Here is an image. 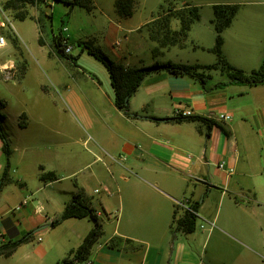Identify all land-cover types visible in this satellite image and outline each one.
Returning <instances> with one entry per match:
<instances>
[{
    "label": "crops",
    "instance_id": "1",
    "mask_svg": "<svg viewBox=\"0 0 264 264\" xmlns=\"http://www.w3.org/2000/svg\"><path fill=\"white\" fill-rule=\"evenodd\" d=\"M91 1L105 19L103 31L100 37H77V43L132 68L147 60V67L214 65L213 7L236 5L222 32V56L245 73L264 70V0L251 6L207 0L205 17L200 3L172 0L175 9L196 8L199 18L186 35L176 34L180 22L169 18L170 36L185 38L161 48L159 57L172 52L164 62L152 52L159 47L158 20L167 0H158L159 11L149 17L137 15L138 7L154 9V2L133 0L128 18L117 14L116 0H103V6ZM54 2L28 10L36 22L37 50L11 31L0 50V114L10 150L0 189V245L33 231L10 256H0V264H56L75 251L93 222L68 218L49 225L78 191L90 200L102 234L88 259L76 264H264V85L229 83L220 68L205 71L203 83L152 72L129 98L135 116H127L114 104L105 67L86 50L67 57L56 51L43 8L52 9ZM66 32L64 26L59 34L70 44ZM189 51L190 60L184 56ZM220 113L230 120H221ZM191 117L211 124L208 135L207 123ZM219 163L233 172L227 175ZM5 165L0 140V177ZM48 174L55 179L41 180ZM181 204H198L190 234L173 224Z\"/></svg>",
    "mask_w": 264,
    "mask_h": 264
},
{
    "label": "trees",
    "instance_id": "2",
    "mask_svg": "<svg viewBox=\"0 0 264 264\" xmlns=\"http://www.w3.org/2000/svg\"><path fill=\"white\" fill-rule=\"evenodd\" d=\"M57 2H62L72 7L83 8L87 12H91L93 9V4L91 0H54ZM167 2V1H166ZM45 0H6L4 2V8L6 10L12 11L13 18L16 20H25L31 18L29 16L28 10L32 7L44 4ZM188 6V5H186ZM115 8L117 14L122 18H128L132 15L134 8L133 0H116ZM185 11H177L178 9H172L168 7V16L176 18L180 22V30L176 34L186 35V32L189 29L190 24L199 18L196 8L184 7ZM214 10V20L211 21L213 24L216 38L215 44L211 49V52L216 56V63L214 65H189V64H176L172 62L164 63H155L149 67H140L132 68L123 66L121 64H116L110 60L99 48L94 47L90 44L83 43L84 48L87 53L93 56L97 61L101 62L106 68L111 87L114 93V104L117 109L122 110L127 116H135L129 112V98L137 90L141 82L146 76L152 72H157L164 70L173 75H185L197 79L199 82H204L208 75H205V71H210L216 68H220L222 71H225L229 77V83L234 84H247V85H264V70H253L250 73H245L240 69H237L226 62L221 53L222 45V32L229 26L233 16L237 12V6H228V5H216L213 7ZM38 31H39V43H42L40 33L43 31V26L41 21L38 20ZM53 45L56 51L61 56H66L64 49L67 46L68 42L66 39L58 34L52 38ZM222 85V84H219ZM192 121H205L200 117H191L188 118ZM4 116L0 114V140L2 141V151L6 158V165L3 169V172L0 177V189L3 185L7 169H8V156L10 153L9 145L6 139L5 131L3 128ZM207 128L209 133L211 124L208 121ZM55 179L54 174H48L41 177V180H52ZM196 205L193 204L190 209L183 210L179 217L173 218V224L175 230H179L185 234H190L195 229V220H196ZM68 218H88L93 222V227L89 230L85 238L83 239L80 246L72 251L66 258L56 264H76L84 262L88 259L91 247L96 242V240L101 236V224L97 214L95 213L90 200L84 196L81 191L73 194L71 200L65 205L63 212L59 217L52 220L50 225L51 227L56 226L62 220ZM33 231L26 233L19 239L9 241L7 243L0 245V256L8 257L10 256L17 246L21 243L32 238Z\"/></svg>",
    "mask_w": 264,
    "mask_h": 264
},
{
    "label": "rangeland",
    "instance_id": "3",
    "mask_svg": "<svg viewBox=\"0 0 264 264\" xmlns=\"http://www.w3.org/2000/svg\"><path fill=\"white\" fill-rule=\"evenodd\" d=\"M6 0H0L3 15H6L10 18L12 22V29H10L11 33L15 36V38L18 39L19 42H21V38L24 42H26V45L28 46V49H30L32 52L38 49V44L36 41V22L31 20V18H27L25 20H16L13 18V12L10 10H6L4 8V2ZM101 4V6L104 5L103 0H96ZM158 0H151V4L154 9L146 8L143 9L142 6L138 7L137 15L142 16H150L151 14L156 15V13L159 11L158 4H156ZM195 2L200 3L202 15L205 17V14L211 9L210 6L207 4V0H194ZM242 2H247L246 5H257L256 2L258 0H240ZM94 2V0H93ZM254 3V4H253ZM52 4V9H47L45 6L43 8L45 9L46 14V21H49L51 19V22H47L45 25V32L48 35V37H51L52 35L57 36L60 32V29H62L64 26L68 29V32L63 33L65 37L70 36L71 40L70 45L72 46L71 54H78L81 50H86L83 46V43L78 44L77 43V37H100L101 32L103 31L102 27L105 24V19L101 15L100 10L96 7V9L93 7L91 12L85 11L83 8L76 7L71 12H69L70 7L62 2H54ZM95 4V3H94ZM156 4V5H155ZM168 7L174 8V4L172 0H167L165 4V8L161 10L160 14L162 17L158 20V30L156 32L157 35V42L159 47L153 50V54H155L156 57H159L162 55L161 48L165 47L168 44H176L178 42H183L185 37H171L173 32L168 27V20L171 16H168ZM185 11L184 7L179 8L177 11ZM50 13L52 14V17H50ZM43 19V20H44ZM10 28V27H9ZM135 33V32H134ZM171 35V36H170ZM22 51L27 54V49L22 47L20 45ZM74 47V48H73ZM87 52V51H86ZM88 54V53H87ZM200 55H207L204 52H199ZM193 53L191 51L184 52V56L187 57L189 60L192 57ZM91 56V55H90ZM144 56H148L147 53H144ZM172 52L166 54L164 57L157 58L158 61L164 62L167 61L169 58H171ZM94 60H96L93 56H91ZM97 61V60H96ZM98 64L101 67H104L103 64L99 61H97ZM150 61L147 60L146 63H143L142 67H147L150 63ZM156 62H153L155 64ZM158 63V62H157ZM124 66V65H123ZM128 67V66H127ZM29 87H34V82L30 78L28 81ZM13 108V107H12ZM3 128H6V124H3ZM7 129H9V126H7Z\"/></svg>",
    "mask_w": 264,
    "mask_h": 264
},
{
    "label": "built area",
    "instance_id": "4",
    "mask_svg": "<svg viewBox=\"0 0 264 264\" xmlns=\"http://www.w3.org/2000/svg\"><path fill=\"white\" fill-rule=\"evenodd\" d=\"M10 29H12V22L8 16L3 15L2 6L0 3V50L4 49L7 46L8 37L6 35V31H10ZM71 50H72V46L70 44H67V46L64 49V52H65V54H69L71 52ZM177 114L185 116L189 113L188 112H180ZM219 118L223 121L230 120V117L228 115L222 114V113L219 114ZM218 168L223 170L227 175H230L233 172V169L232 168H226L224 163H219ZM98 191H99L98 189H95L94 193H98ZM181 206L184 207V210L191 211L189 205H182L181 204Z\"/></svg>",
    "mask_w": 264,
    "mask_h": 264
}]
</instances>
